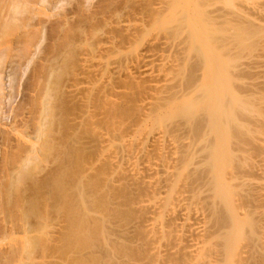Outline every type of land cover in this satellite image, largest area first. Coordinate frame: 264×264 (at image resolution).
Returning a JSON list of instances; mask_svg holds the SVG:
<instances>
[{"label": "bare ground", "instance_id": "6f19581e", "mask_svg": "<svg viewBox=\"0 0 264 264\" xmlns=\"http://www.w3.org/2000/svg\"><path fill=\"white\" fill-rule=\"evenodd\" d=\"M0 2L5 49L30 0ZM115 3L45 61L36 142L3 143L0 264H264V0Z\"/></svg>", "mask_w": 264, "mask_h": 264}, {"label": "rangeland", "instance_id": "374dc122", "mask_svg": "<svg viewBox=\"0 0 264 264\" xmlns=\"http://www.w3.org/2000/svg\"><path fill=\"white\" fill-rule=\"evenodd\" d=\"M6 1L8 2L11 0H6ZM114 2H117V0H30L28 6L25 7V10H27L26 14L19 17L21 19L20 21L21 29L20 31H18V33L17 31L15 32L18 35L20 34L19 36H25L26 34H32L34 32H38V37L35 40L36 44L31 46V49L29 48V51H27L28 55H24L23 59L19 58L20 56L22 57L23 54L21 53L20 49H18L19 48L18 44H16L14 41L15 37L18 35L14 34L15 37H13L14 35H11V38L13 37L12 39L13 42L10 41L9 46L6 44L5 49L0 48V52H1L0 54L3 53L2 57L0 55L1 58L0 78L2 83L1 84L2 89L0 92V108L2 109L0 110V119H1L0 121H1V125L3 124L1 128L4 129V132L8 131L10 134L12 133L14 137L16 136L15 137L16 139L17 137L23 135L22 136L23 139L21 138L22 141L20 137L17 140L20 141L19 143L25 144V146H28L31 140L35 141L34 136L36 135L33 134L34 132L32 133V131H34L32 128L33 126L32 124H34V122H32L31 120L34 119L33 114L35 110V102L37 100L36 97H38L37 94H39L38 89H40L38 79L42 76L39 74H42L40 71H42L43 66L46 65L45 61H47L51 56H53L54 53L52 52H55L57 49H59L60 46H58V44L61 45L63 43L62 41H65V38L67 36L66 31H70L68 29H70L74 24L76 25V22H78L80 19L89 20L95 16L101 17L103 14L107 13L110 10H114L116 8L115 6L117 3L114 4ZM0 3L1 6L3 2ZM5 5L6 3L4 2V5L0 7V12L4 9L1 12L2 14L0 15L1 18L0 38L3 32L2 30L4 29L2 28V24H4L3 20H5L6 22L7 21L6 17L8 16V12L6 11L8 9H6ZM23 13H25L24 9H23ZM64 17L66 18L64 19ZM66 21L68 22L64 24ZM28 31L30 33H28ZM24 32L27 33L25 34ZM228 32L225 33V40L227 41L233 40V41L230 44L227 41L226 43H228L230 48H231V44L233 45V43L234 44L236 43L234 47H232L234 49L231 52L232 56L235 54L234 58H237L235 59L236 61L234 62H236L237 64L239 62H245L246 59L244 60L243 58H246L247 56L250 55L249 53L250 48L248 47L249 49L248 51L245 45L239 43L240 41L242 42L245 39L244 36L243 35L241 36L243 38L242 39L240 36L238 37L236 36L235 33H232V31L229 33ZM230 33L234 34L235 36L233 35L231 36ZM40 36L43 38H41ZM235 37H238L240 40ZM247 38L246 40L247 43L249 41V44L246 43V40H244L243 43L247 44L248 46L252 44V41L254 39L251 37H247ZM6 39L4 38L5 41ZM234 39L236 41H234ZM4 40L2 38L0 39V46L4 44L5 42ZM31 122L32 124H30ZM14 126L16 130L14 129ZM14 130L16 131L15 132L16 135L14 134ZM1 133L3 132H0V171L2 172L3 158L4 156L7 155L6 153L8 152L7 147H4L3 143L5 142V144L9 146L10 144L14 143L13 141L15 140V138L12 139L13 141L9 142V138L13 137L12 134L11 135L9 134L10 136H7L4 133L3 134ZM26 141L27 142L30 141V142L26 143Z\"/></svg>", "mask_w": 264, "mask_h": 264}]
</instances>
